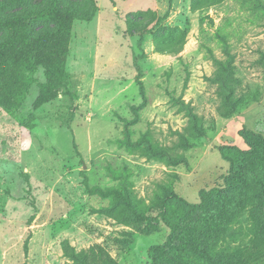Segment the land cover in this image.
Masks as SVG:
<instances>
[{"label": "rangeland", "instance_id": "1", "mask_svg": "<svg viewBox=\"0 0 264 264\" xmlns=\"http://www.w3.org/2000/svg\"><path fill=\"white\" fill-rule=\"evenodd\" d=\"M41 1L10 0L0 17ZM95 1L93 19L72 26L67 88L36 109L34 87L22 108L35 113V129L0 107V264H81L72 256L83 252L152 264L148 250L157 245L156 264L199 253L209 258L200 264L234 262L264 235V209L257 226L250 200L256 173L182 220L169 244L157 205L165 187L199 204V192L223 187L228 174L219 148L247 150L243 128L264 136V0ZM139 12L154 14L157 26L128 27L127 15ZM139 28H157L156 47L149 34L140 45ZM222 67L229 88L216 81ZM37 78L45 83L43 71ZM195 125L206 136L185 150L181 135ZM146 139L167 156L146 157ZM110 190L131 197L145 219Z\"/></svg>", "mask_w": 264, "mask_h": 264}, {"label": "trees", "instance_id": "2", "mask_svg": "<svg viewBox=\"0 0 264 264\" xmlns=\"http://www.w3.org/2000/svg\"><path fill=\"white\" fill-rule=\"evenodd\" d=\"M43 1V0H42ZM27 2L24 8L18 13L2 15L0 17V107H2L12 118L21 126L33 130L36 127V116L33 111L24 115L22 108L34 87L38 88V97L35 100L34 107L40 108L45 103L51 102L62 94L63 89L67 88L69 74L66 71L68 48L72 37V26L77 20L91 21L98 9L95 0H47L45 2ZM10 0H3L0 6L3 9L9 8ZM154 14L139 12L128 14L126 23L128 27L133 28L143 23L153 27ZM163 18H156L160 22ZM133 33L140 34V45L143 43L145 35H152L155 47L157 46V28L144 30H134ZM159 48H156L157 51ZM170 50H173L169 48ZM182 49L175 48L173 52L179 53ZM167 51V50H162ZM221 65V63H220ZM223 68V67H222ZM43 71L45 83H40L37 75ZM216 81L224 87H231L230 76L225 69L216 72ZM140 86L141 95L145 98V88L141 78H137ZM231 89V88H230ZM69 92L67 91L66 94ZM137 111V110H136ZM234 113L237 111L234 110ZM138 119V118H136ZM136 121L130 122L129 126ZM181 134L180 147L188 150L192 139L205 137L203 130L195 125ZM129 134V132H128ZM239 136L243 139L247 150H242L237 146H222L219 152L226 162L230 164L228 174L223 179V187L213 188L211 190H201L199 192V204H191L186 199L179 196L172 188L165 187L160 196L157 205L159 220L170 230L167 244L171 243L175 237L179 223L190 216L197 208L211 206L222 196L235 193L245 182L250 173H256L254 186L251 189L250 200L254 202L252 214L257 226L263 224L260 214L264 209V136L252 130L243 128L239 131ZM184 137V138H183ZM197 140V141H198ZM196 141V140H195ZM141 144V143H140ZM146 157L159 155L166 157L167 152L153 147L147 139L143 143ZM76 148V146H75ZM77 149V148H76ZM234 158H233V157ZM174 165L186 163L185 157L174 158ZM170 159V158H169ZM114 196L121 201L126 202L127 211L138 217L139 220L145 219V213L139 211L133 204L131 197L126 196L118 190H110ZM239 212L235 211L228 214V224L233 223L239 217ZM203 240L207 239L205 233H200ZM163 246H152L148 250V256L152 264H156ZM237 252V258L233 262L230 258V264H262L264 262V235L257 238L249 252L242 254ZM203 258L209 259L207 254H196L194 259L188 255L180 254L178 261L185 264H200ZM72 259L81 264H114L113 260L105 256L94 253L89 256L83 252L75 254ZM211 262V261H210ZM215 264V261H212Z\"/></svg>", "mask_w": 264, "mask_h": 264}]
</instances>
